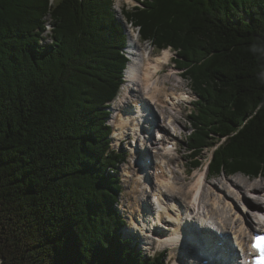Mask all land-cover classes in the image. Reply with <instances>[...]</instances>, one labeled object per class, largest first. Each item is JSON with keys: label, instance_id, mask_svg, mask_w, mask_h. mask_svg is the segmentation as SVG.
<instances>
[{"label": "trees", "instance_id": "obj_1", "mask_svg": "<svg viewBox=\"0 0 264 264\" xmlns=\"http://www.w3.org/2000/svg\"><path fill=\"white\" fill-rule=\"evenodd\" d=\"M121 8L171 47L197 99L192 164L264 176V0H137ZM115 0H0V264H164L118 231L107 105L127 58ZM46 17L53 43L40 45Z\"/></svg>", "mask_w": 264, "mask_h": 264}, {"label": "bare ground", "instance_id": "obj_2", "mask_svg": "<svg viewBox=\"0 0 264 264\" xmlns=\"http://www.w3.org/2000/svg\"><path fill=\"white\" fill-rule=\"evenodd\" d=\"M127 43H128L127 45L128 55L131 57V60L128 62L127 67L125 69V80H131L133 82L131 83V85L133 86L128 93L129 96L132 95H135L137 97L140 96L138 98L141 99L142 101H146L147 104H152V103L157 104L158 102L168 108H172V105H170V103H168V101L166 100V95L168 94V92L164 90L163 83L159 84L158 79L155 78L158 75V70L162 66V63L169 60L170 57L169 50L164 49L159 56L152 58L147 48H145L144 46L142 47V45L140 44L136 32L131 30H129L128 32ZM148 58H152L154 62L151 68L148 67L145 63V60ZM123 90H126V87ZM161 93L163 94L160 95ZM125 96H126V91L123 97ZM177 96L179 97L180 94L178 93ZM122 100L121 101L120 99L118 100V103L116 104V112L111 117V122L114 127L113 135L116 137L117 141L120 138L127 139L129 134H137L138 136H140L141 126H144L142 124L143 122L142 119L144 117L143 108L132 109L133 105L130 104L127 108L125 107L123 110V108L120 107ZM179 108L181 109V104H179ZM138 119H140V121H138ZM164 148L165 151L168 152V148H166L165 145ZM169 174L171 176V179L167 182L157 181L159 184L157 185L153 184L150 186L149 180L143 178L136 181V187H142V184H140L139 181L143 180V182L145 183L144 186H146V188H148V191L150 192L149 198H153L154 200L153 204H156L160 213L163 214L161 217H158L157 220L155 221L157 227L161 226V228L168 230L169 227L166 225L170 223L171 225L175 224L172 231L159 234V236H156V239L158 240L160 246H163V244L172 245V244L180 243L181 245H184L187 244L188 242L193 243L195 239L193 237L189 238L186 235L185 226L189 224L188 229L192 228L190 225V221H193L191 209L194 203L199 199L198 197L201 196L200 193L205 181L204 173L198 171L195 174L196 176L195 181L191 183V185L185 188L182 185H179L178 181L175 180V177L172 176V172H170ZM155 182L156 181H153V183ZM220 184H221L220 181L212 182L210 187L212 188L210 189L211 204L205 205V211L215 210L217 204L219 206L220 204H222L223 207L221 206L220 210H222L226 204L229 205L231 204V198H232L231 192L228 189L224 190V188ZM227 184H228V188L232 187L235 195L238 198H241L243 204L241 207L239 206V208L237 205V210H235L233 213H224L223 211H220L225 214V220L227 221L224 223L223 230L225 229L227 232H232L235 235V237H238L236 240L243 242L247 237V231L252 230V232H254L255 231L254 228H257V226L261 224V219H263L262 216H264V212L260 205L261 200L256 201L249 196L250 192L260 194L261 192L260 190H262V188L264 187L263 182L254 183L251 184L250 186L248 185L249 187L247 188L246 184L234 180L232 178H229L227 179ZM158 186L163 190H165L164 194H161L159 192ZM247 191L249 192L247 193ZM180 192L182 193V195H180L179 198L177 196ZM145 196L147 197V195ZM178 200L179 202H177ZM176 202L178 203V205L175 204ZM262 203L264 206V201H262ZM250 213L252 214V218H254L255 220L250 218L251 215ZM162 219H164V222L161 221ZM196 222L197 221H195V223ZM211 225L214 226V224ZM219 228L220 227L218 226L217 230H219ZM210 249L211 247L205 248V250L207 251H210ZM211 254L215 256L214 253L211 252ZM187 264H200V262L192 263L191 261L190 263Z\"/></svg>", "mask_w": 264, "mask_h": 264}, {"label": "rangeland", "instance_id": "obj_3", "mask_svg": "<svg viewBox=\"0 0 264 264\" xmlns=\"http://www.w3.org/2000/svg\"><path fill=\"white\" fill-rule=\"evenodd\" d=\"M135 4H137L136 0H116L115 1V5H114V10H115V12L117 14L116 15L117 18L118 17H122L121 16V7H122V5H126L128 8H131ZM129 30H127V37H128ZM138 38H139V35H138ZM139 42L142 45V47L144 45L147 46L148 47L147 48L148 51H150V52L152 51L153 52L152 55L156 56L157 54H160V51L155 50L153 48V46L148 44V42H143V41L140 40V38H139ZM169 54L173 58L176 56L175 52H173L171 50L169 51ZM171 68H172V70H171ZM181 71L182 70H179V69H177V67H175L173 59H172L168 66L167 65H162V70L159 71L158 75L155 77L156 79H158V81H159L158 83L159 84L163 83L164 90L167 91V92H169L170 90H175L176 91L177 89H181V90H184V91H186L188 93V97L186 98L187 100H184L181 103L182 110L181 111H179V110L175 111L176 122H175L174 126H175V131H177L178 134H179L178 135L179 151L176 154L171 153V154L165 156V160L169 161V167H170V169L174 170L173 174H174L175 179L178 181L179 185H182L184 188L189 186V185H191V183H193L195 181V179H196L195 174L198 171L199 172H204V174L207 176V178L204 181L203 188L201 190V196L199 198L200 202L202 201L204 206L211 204V201H210V198H211L210 192H211V190L210 189H212V188H210V187H211L212 182L220 181V183H221L220 185L224 188V190L228 189L231 192V194H232L231 204L232 205L231 204L230 205L226 204L224 206V208L222 210H220L222 204H220V206L217 204V207H216L215 210L218 213H222L220 211H223L224 213H233L235 210H237V205H238V208H239V206L240 207L242 206L243 202H242L241 198H238L235 195V193L233 192L232 187L228 188L227 179L232 178L234 180L242 182V183L246 184V187L248 188L251 184L259 183V182H263V186H264V176L262 175V176L255 177V178H248V176H245L244 174H236V175L229 176V177L224 176L222 174H221V176L219 175V176H215V177H211L210 174L207 175V170L208 169L206 168V165L209 162V158L211 157V151L213 150V148L206 149L204 151V155H202V157L199 159L200 165L197 168L191 170L190 164H189V160H186V158H185V155H186L185 136H186V134H188V132H190L187 115L190 112V110L193 108V102L196 100L197 97L189 89L190 87L188 85V82L183 78V76L181 74ZM176 72H177V74H176ZM131 86H133V85H131ZM130 89L128 90V88H126V90H125L126 91V96L125 97L129 96L128 93H129ZM162 94L163 93H161L160 95H162ZM125 97H123V94L120 93L119 97L111 104L112 108L114 107L113 114L116 112V104L118 103V100L120 99V101H121ZM129 97L134 98L135 96L134 97L133 96H129ZM138 97H140V96H138ZM188 100H190V101H188ZM170 114H171L170 111L164 109V115L165 116L162 119V123L164 125H166L165 118L167 116H171L172 115V114L171 115ZM133 135L134 134H129V136H128L129 138L124 139V143L122 141H120L121 138L117 142L116 137H112L113 141H114L112 143H113V146H114V148L116 150H127L128 151V156L126 157V159L128 161L126 162V164H128L129 166L134 163V162L132 163V161L130 160L131 153H129L130 143H131L130 140L133 139ZM110 136H113V134L111 133ZM121 179L123 180L122 181L123 190H122V194H120V196H119L120 197L119 199H120V201L122 203L125 202V204H123V205L129 211H135L138 208V205L140 203H142V202L146 203L147 200H149V202L151 201L149 198H147V197L150 196V192L148 191V193H147L145 191L146 190L145 189L146 186L143 185L144 189H143V187H136V181L134 182V180H136V179H133L132 177H130V178L129 177H121ZM184 188H183V190H184ZM262 190H264V187L262 188ZM262 190H260V191H262ZM145 192H146L147 197L145 196ZM248 192L249 191H247V193ZM180 195H182L181 192L178 194L177 197L180 198ZM250 196L256 201L257 200H261L260 201L261 203H262V201H264V198H262V196H260L258 194L250 193ZM177 202H179V200ZM177 202L175 203L176 205H178ZM261 203H260V205H261V208H262V210L264 212V208H263L264 206H263V203L262 204ZM225 207H226L227 210L225 209ZM230 207H233V208H230ZM218 209H219V211H218ZM227 211H229V212H227ZM250 218L255 220L254 218H252V214L250 215ZM162 222H164V220ZM261 222L264 225V218L261 219ZM169 225H171V224H169ZM169 225H166V226L169 227L168 230L164 229L163 232L162 231H161V233L158 232L157 235L159 236V233L163 234V233H167V232L172 231L174 226H175V224L171 225L172 228ZM192 228H197V226L193 223L192 224ZM121 233H122L123 237L127 238V234L125 233V231L123 229L121 230ZM145 239H147V238H145ZM150 240H149V242H150L149 246H147V247H145V246H142V247L141 246H135L136 249H140L142 251V253L145 254V255H153L156 252L159 253V251L162 250L163 248H168L167 249V254L168 255L165 258L167 264H171V263L173 264V261L178 259V258H176V254H179L181 256L182 254L183 255H188L189 252H190V250H188L187 248L184 247V249H187V252L185 253L183 251V253H182V250L181 251L179 250V247L181 245L180 243H179L180 245L179 244H172V245L171 244H167L168 246L167 245L160 246L157 243H155L156 242L155 240H152V241H150ZM131 245H132V243L130 244V246ZM187 245L190 246V245H193V243L192 242H188ZM177 262H178L177 264H180L179 261H177Z\"/></svg>", "mask_w": 264, "mask_h": 264}]
</instances>
